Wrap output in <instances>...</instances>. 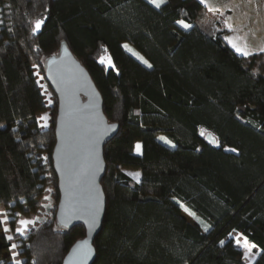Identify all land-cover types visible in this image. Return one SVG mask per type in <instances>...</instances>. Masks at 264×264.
<instances>
[{"label":"trees","instance_id":"trees-1","mask_svg":"<svg viewBox=\"0 0 264 264\" xmlns=\"http://www.w3.org/2000/svg\"><path fill=\"white\" fill-rule=\"evenodd\" d=\"M225 17L200 0L160 8L149 0H0V214L2 207L48 212L22 242L23 264H62L86 235L82 224L56 220L58 98L45 63L62 43L91 74L108 120L120 125L104 146L107 208L93 264H248L236 233L257 250L253 264H264V51L236 52ZM38 19L44 23L34 32ZM127 169L141 171L139 182ZM48 189L52 206L44 205ZM11 245L0 233V264H15L5 255Z\"/></svg>","mask_w":264,"mask_h":264},{"label":"water","instance_id":"water-1","mask_svg":"<svg viewBox=\"0 0 264 264\" xmlns=\"http://www.w3.org/2000/svg\"><path fill=\"white\" fill-rule=\"evenodd\" d=\"M45 74L58 98L53 150L60 191L56 220L63 227L82 224L86 229L62 264H93L97 255L94 240L107 208L102 185L104 146L120 125L108 120L100 90L67 44L62 43L60 51L47 59Z\"/></svg>","mask_w":264,"mask_h":264},{"label":"rangeland","instance_id":"rangeland-1","mask_svg":"<svg viewBox=\"0 0 264 264\" xmlns=\"http://www.w3.org/2000/svg\"><path fill=\"white\" fill-rule=\"evenodd\" d=\"M228 15H229V13H228ZM235 16H236V12L232 13V15L230 17H228V16L225 17L226 25L229 27V29H231V27H233V23H232V20L231 19L233 17H235ZM230 36H232L235 41H238V42L244 41L245 42V40H243L242 34L241 33H238L237 30H233L232 32H230V33H228L226 35V39L232 45L234 42L231 41ZM246 42H247V40H246ZM258 43H260V45L264 44V39L263 40L259 39ZM126 45L128 46L127 47V50L130 53H132L134 56L138 57V59H140L139 57H143L144 59H146L138 50H136L130 44H126ZM44 86H45V84H44ZM45 87H44V91L46 90ZM47 98H48L49 101H51V103L50 102H48V103L49 104H52L51 93L48 92V91H47ZM45 115L48 118H47V120H41V125L47 124V127H48L49 126V113L46 111V112H44V114L42 116H45ZM203 133L204 134H207L208 131L207 130H203ZM138 144L141 145L140 142ZM141 147H142V145H141ZM126 172L128 174L129 173H139L140 174V177H141V171H139V170L127 169ZM131 176L136 180V178L133 175H131ZM166 202L172 208H174L178 213H180L181 215H183L184 217H186L189 221H191L194 224L202 225L203 229H205V225L202 224V222L195 215H193L183 204H181V203H179L176 200L171 199V198H167L166 199ZM54 204H55V202H54V198H53V192L52 191H49V189H48V194L46 195V200H45L44 205L45 206H49V205L52 206ZM1 212H2V214H6L7 217H8L7 225H5L4 223L3 224H4V227L5 226L9 227L10 228V231H8L7 233H5L2 230V231H0V233L1 234H5L6 237L7 236H13L14 238L11 240L12 241V244H15L17 246L15 249H12V247H11L9 251L5 252V255H10L12 257L13 261H16L17 259H19L20 261H22L24 259L19 258V253L22 250V242L24 241V239L27 238L28 231L30 230V228H31L32 225L29 226V230L27 231L26 235H20L19 233L15 232V228L16 227H20L19 221L21 219L35 220V223L34 224H36V222L39 223L40 220H41V218H44V217H46L48 215V212H45L43 214L37 213L36 215L23 216L19 212H15V213L13 212L12 213V211H10V209L7 210L4 207L1 208ZM17 236H20V237L18 238ZM234 238H235L236 243H237V240L239 239L240 243H237V244L244 250V256H245L248 264H253L254 261L256 260L257 255H258V252L255 249L254 245L252 243H250L247 240V238L244 235L240 234V233H238V234L236 233ZM245 243H247V245H248L247 248L244 247ZM13 253H18V255L14 256Z\"/></svg>","mask_w":264,"mask_h":264},{"label":"crops","instance_id":"crops-1","mask_svg":"<svg viewBox=\"0 0 264 264\" xmlns=\"http://www.w3.org/2000/svg\"><path fill=\"white\" fill-rule=\"evenodd\" d=\"M205 5L209 9L224 12L228 17L236 12V16L231 19L233 27L230 32L237 30L242 34L245 42L235 41L230 36L232 42L237 43L250 53L264 49V44L258 43L259 39H264V0H208ZM228 13L231 15L229 16ZM141 152L142 147L137 153Z\"/></svg>","mask_w":264,"mask_h":264},{"label":"snow or ice","instance_id":"snow-or-ice-1","mask_svg":"<svg viewBox=\"0 0 264 264\" xmlns=\"http://www.w3.org/2000/svg\"><path fill=\"white\" fill-rule=\"evenodd\" d=\"M200 2L206 4V3L208 2V0H200ZM149 3H151L152 5H154L156 8H160L162 5H164V4L166 3V0H149ZM43 23H44V20H43V19H38V20H36V22H35V26H34V28H33V31H34V32H38V31L41 29ZM177 23H179V24H180L183 28H185V29H190V28L192 27L191 24H188V23H186V22L183 21V20L177 21ZM125 47H128V46L125 45ZM232 47L236 50V52L241 53V54L244 55V56H249V55L252 54V53H250L249 51H247L245 48L240 47L237 43H233V44H232ZM130 50H131V49H130ZM261 51H264V49H261ZM139 58H140V59L142 60V62H143L144 64H146L148 67H152V65H151L146 59H144L143 57H139ZM105 62H107L109 65H111V66L114 67V65L111 64V59H110V58H108L107 61H106L105 58L102 57V58H101V63H105ZM41 87H43V86H41ZM49 102L51 103V101H49ZM47 118H48V117L45 115V116L40 117L39 119H40V120H47ZM41 127H47V124H43V125H41ZM201 134H203V132H202ZM161 139H164V138L161 137ZM213 142H214V143H219V142L216 141V140H213ZM140 149H141V145L138 144V145L136 146V150H137V152H140ZM228 150H229V151H233V152L237 151V149H235V148H231V149H228ZM45 159H46V158H45ZM129 175H133V176L136 178V180L139 182V179H140V174H139V173H129ZM0 217H2V219H0V222H2V223H4L5 225H7V221H8V217H7V215H6V214H0ZM34 223H35V220L21 219V220L19 221V225H20V227H16V228H15V232L19 233L20 235H26L27 231L29 230V226H30V225H33ZM207 230H208V228L205 227V231H207ZM3 231H4L5 233H7L8 231H10V228L7 227V226H5V227L3 228ZM13 238H14L13 236H7V239H8L9 241H11ZM223 243H224V242L221 241V244H223ZM237 243H240L239 239L237 240ZM11 247H12V249H15L17 246H16L15 244H12ZM244 247H246V248L248 247L247 243H245ZM13 255L16 256V255H18V253H13ZM85 258H86V255H85ZM15 264H23V262L20 261L19 259H17V260L15 261Z\"/></svg>","mask_w":264,"mask_h":264}]
</instances>
